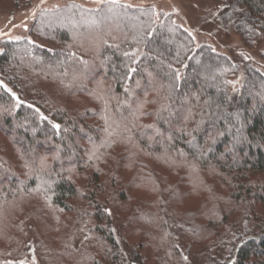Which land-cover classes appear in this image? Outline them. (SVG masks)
Here are the masks:
<instances>
[{"label": "trees", "instance_id": "16d2710c", "mask_svg": "<svg viewBox=\"0 0 264 264\" xmlns=\"http://www.w3.org/2000/svg\"><path fill=\"white\" fill-rule=\"evenodd\" d=\"M214 1L227 6L221 19L233 24L246 46L263 42L264 55V0ZM55 14L84 23L91 17L102 31L50 22L47 29L56 43L53 47L26 38L2 42L0 264H23L15 257L20 255L21 224L29 215L36 223L42 222L51 240L47 245L38 237L43 264H121L119 242L104 205L114 195L113 207L120 205L127 225L132 223V211L124 203L135 172L127 169L126 178H118L124 169L121 155L135 158L138 146L159 154L169 166L172 163L162 155L177 149L186 160L264 174L263 72L245 63L244 77L233 90L231 77L240 67L228 55L205 44L195 47L184 29L166 20L156 23L152 13L144 15L142 9L121 2L107 1L96 9L71 3ZM84 41H90L91 50L83 48ZM95 71L110 82L104 93L90 84ZM45 80L57 84L64 95L91 94L95 105L63 106ZM149 89L163 98L152 103L153 109L141 111L135 104ZM139 118H143L140 124ZM6 141L14 149H6ZM41 151L50 156V163L39 164L35 156ZM107 151L113 164L105 183L94 163L103 161ZM9 156H15L14 165ZM81 166L92 168L89 177L75 172ZM151 174L159 184V196L169 198L177 192V187L163 186L159 170ZM231 193L236 202L247 198L252 203L231 219L233 226L241 220L246 226L232 237L219 264L264 263V213H257L255 207L257 201L264 203V179L247 185L235 182ZM165 198L161 196L160 209L170 217ZM134 210L142 219L151 220V210L142 204ZM219 213L215 221L207 218L212 222L206 231L214 232L210 237L201 236L202 229L187 225L186 220H180V232L206 252L213 239L223 235L230 219L224 207ZM169 219L178 221L173 216ZM5 220L8 223L3 227ZM164 234L156 239L157 264H182L171 237ZM79 235L81 244L76 248ZM167 241L170 244L165 247ZM134 246L136 259L131 264H144L139 242Z\"/></svg>", "mask_w": 264, "mask_h": 264}, {"label": "rangeland", "instance_id": "374dc122", "mask_svg": "<svg viewBox=\"0 0 264 264\" xmlns=\"http://www.w3.org/2000/svg\"><path fill=\"white\" fill-rule=\"evenodd\" d=\"M107 1L110 0H0V52L4 40L21 38L36 41L47 47L55 46L56 43L52 40L50 31L47 29L50 22H57L55 25L72 26L73 29L75 26H80L84 29L87 27L88 30L102 31L99 22L91 17L84 23L79 18L78 20L64 19L63 16L56 18L54 14L62 11L71 3L86 9H96ZM117 2L127 4L131 8L142 9L144 15L152 13V18L156 23L166 20L184 29L192 38L195 47L205 44L228 55L240 67L231 77L230 83L233 90L239 86L244 77L242 66L245 63L252 64L264 73L263 42L258 40L253 47L246 46L233 24L222 21V13L227 6L220 2L214 0H117ZM130 24L135 26L133 22ZM45 29L47 30L45 31ZM84 43L86 45L83 48L91 50L90 41H84ZM92 75L94 80H91L90 84L97 87L100 93L106 92L110 82L104 78V74L95 71ZM45 83L55 90V96L59 98L63 106L73 105L82 108L95 105L91 94L64 95L58 85L51 80H45ZM162 98L155 96L149 89L141 95L135 106L139 107L141 111L153 109L155 105L152 103H159ZM142 120L143 118H139L138 124ZM5 144L6 149H14L11 142L6 141ZM137 149L138 153L135 158L127 154L121 155L124 169L119 172L118 178L119 181L125 179L127 169H132L135 172V179L126 189L125 195L128 200L124 203L125 207H128L126 210L132 211L129 215L132 217V223L127 225V219L123 216L125 212L120 209V205H117L116 208L113 207L114 195L104 205V211L110 219V224L119 242L121 264H131L132 260L136 259L135 242H139L140 255L145 259L144 264H157L159 254L156 253V239L164 237L166 232L176 246L182 264H219L231 246L232 237L246 226L245 220H241L236 226H233L230 224L231 219L243 209L250 208L251 200L247 198H241L237 202L234 200L235 195L231 193L233 184L239 182L242 185H247L249 182L263 180L264 174L253 170L242 173L223 170L213 162L201 163L195 158L186 160L177 149L165 151L162 155L172 163V166H169L161 162L159 154L150 152L142 146H138ZM4 153L7 154L5 151ZM37 154L38 156L35 157L39 164L50 163V156L45 151ZM104 155V160L96 161L94 167H96L101 181L108 183L109 168L113 164L111 162L112 155L110 151L105 152ZM9 157L11 165H14L15 156ZM153 169L159 170L163 186L166 188L177 187V192L171 193L169 198H165L167 195L159 196V184L151 174ZM91 170L92 168L89 166L75 168V172L81 177H89ZM88 182L91 183V180ZM161 196L166 199L164 208L171 211L170 217H177V222L180 223L172 222L169 215L166 216L165 213H162L160 209ZM28 204H32V202H28ZM82 204L80 200L77 201L79 207ZM139 204L151 210V220H144L134 212L135 207ZM223 207L230 221L226 222L223 235H220L218 239L214 238V243L206 252L200 251L199 243H195L194 240L189 242L183 237L178 226V224L181 225L180 220H186L187 225L193 223L201 228L203 231L201 236H212L213 231H206L212 222L207 218L211 217L215 221L217 216L221 215L219 209H223ZM255 207L257 213H264V203L257 201ZM39 221L38 219L36 223L30 215L25 221H22L23 236L18 253L20 255L15 257L19 263L43 264L38 257L37 240L40 236L47 245H51V240L49 234H45L41 226L42 222ZM7 223L8 221L5 220L1 225L4 227ZM186 228L189 230V227ZM135 230L137 231L133 233L132 231ZM194 230L190 231L194 232ZM222 230L223 228H220L219 232ZM145 234L148 235V238H145ZM81 239L82 235L76 237L74 241L76 248L80 246ZM169 244L170 241H167L165 247H168Z\"/></svg>", "mask_w": 264, "mask_h": 264}, {"label": "snow or ice", "instance_id": "6c2138e0", "mask_svg": "<svg viewBox=\"0 0 264 264\" xmlns=\"http://www.w3.org/2000/svg\"><path fill=\"white\" fill-rule=\"evenodd\" d=\"M111 3L115 4L117 2V0H110ZM15 98V97H14ZM31 107V106H29ZM43 119V117H41ZM54 127L58 128L59 126L58 125H54Z\"/></svg>", "mask_w": 264, "mask_h": 264}]
</instances>
